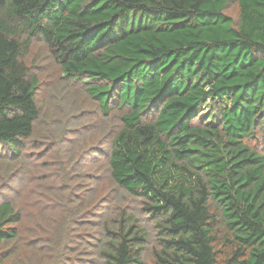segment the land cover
<instances>
[{"label":"trees","instance_id":"obj_1","mask_svg":"<svg viewBox=\"0 0 264 264\" xmlns=\"http://www.w3.org/2000/svg\"><path fill=\"white\" fill-rule=\"evenodd\" d=\"M37 44L114 120L42 177L55 200L28 248L44 239L63 260L44 246L38 264H264V0H0L6 169L28 145L62 144L37 127ZM87 158L95 173L72 172ZM22 218L0 201V264Z\"/></svg>","mask_w":264,"mask_h":264},{"label":"rangeland","instance_id":"obj_2","mask_svg":"<svg viewBox=\"0 0 264 264\" xmlns=\"http://www.w3.org/2000/svg\"><path fill=\"white\" fill-rule=\"evenodd\" d=\"M233 11H235V9H233ZM26 61L30 64L32 62L35 64L38 76L41 80L40 87L36 94L38 98V107L41 111L37 127H41L42 134L48 136L55 135L54 138H59L61 135H63V137L61 139L62 144L61 147H59L58 155H56L54 149L45 151L46 146L44 147V145H40L38 142L33 147L28 145L23 151V156L19 157V161L14 160L8 169L0 165V201L6 199L11 200L14 207L19 210L23 216L20 222V226H22V231L20 232L22 242L18 244L14 256L10 259H6L4 264H12L14 258H16L17 264H31L32 260H37L36 264L40 262L46 253V248L49 247V241L44 239L41 241L37 240L40 242V246L32 249L28 248L30 247L28 241L40 236L41 233L39 230H41V228H43L42 230L47 229V227L42 225L44 221L40 219V217L45 214H39L42 212L44 205L47 206L49 204L50 206L51 202L48 201V199L55 200V197L52 196L53 194L51 195L46 191L47 187L45 182L47 178L43 179L42 177H47L53 172L57 173L56 167H58L60 163L59 159L61 160V167L59 168L66 169L62 164H64L68 155L71 153L72 147L74 154L80 156L84 149H90L100 142V129H109L114 121L111 117L102 118L96 112L98 110L93 107L92 101L86 98V94L79 84L59 82V80L55 78L54 65L47 56L44 47L38 44L35 45L34 49L29 52ZM74 109H77V111L74 112ZM112 110L113 114H118L116 112L114 113L116 109L113 108ZM83 112L86 114L84 119L80 121V117L82 116L81 113ZM80 126H83L91 132L88 134L81 133L80 137H78L77 141L74 143L78 127ZM261 145L264 146L263 143H261ZM4 154L8 157L10 156L6 153ZM22 159H25L26 162L24 160L25 166L20 170ZM46 159H49L50 166L44 169L40 168L39 165L42 166L43 160ZM75 162L79 163L78 160ZM78 163L71 164L70 168H72V172L74 169L76 173L82 170L90 176L95 173L94 171L98 170L100 166L95 165L94 169L90 164V160H85L84 163H79L80 165ZM16 167L19 170L15 172ZM9 174H11L10 177H8ZM57 215V212H55L53 217H57ZM48 217H51V215ZM90 224L95 223L90 222ZM32 229L34 230L32 231ZM44 246L47 247L45 250H42L41 248H44ZM54 248L55 247L48 248L50 249L48 253L53 254L52 256L55 257L57 261L60 260L61 263L63 257L59 258L57 255L59 252L55 250L56 253ZM19 259L21 261H19ZM146 259V262H148V254L146 255ZM70 260L71 259L68 258L67 264H78L77 262L81 259H78L76 263V259Z\"/></svg>","mask_w":264,"mask_h":264}]
</instances>
